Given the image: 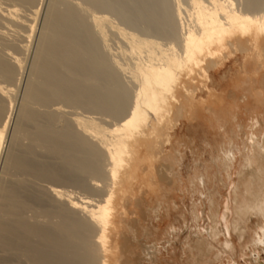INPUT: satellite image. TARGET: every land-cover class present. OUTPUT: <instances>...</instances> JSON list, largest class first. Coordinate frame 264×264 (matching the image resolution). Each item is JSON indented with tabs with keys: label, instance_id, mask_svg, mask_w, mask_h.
<instances>
[{
	"label": "bare ground",
	"instance_id": "6f19581e",
	"mask_svg": "<svg viewBox=\"0 0 264 264\" xmlns=\"http://www.w3.org/2000/svg\"><path fill=\"white\" fill-rule=\"evenodd\" d=\"M6 1L8 2L5 3ZM17 1L28 4L27 6L38 2V0H5L4 2L0 0V147L9 130L11 114L8 111L12 110L10 109L13 106L11 97H13L12 91H14L12 83L14 80L18 81L16 79L19 75L16 70L18 71L21 60L20 53H16V48L19 46L23 53L24 49L26 51L29 49H27L28 43L24 44L25 42L23 43L21 38L18 39L22 40L20 45L13 41L16 37L21 36L16 34L20 31H23L21 37H26L24 40L31 37L32 32L30 33L28 29L32 31L35 27L34 21H37V17L32 21L29 17L20 16L19 12L26 11L25 7L27 6L23 5L25 9L19 11L18 9L23 6L21 7ZM59 1L61 0H51L52 3L50 2L51 5L48 6L51 9H47L46 17H48L45 19L48 21L47 26L44 25L47 29H44L43 35L41 30L42 37L39 35L41 38L38 37L37 41L40 42V46L36 44L39 51L35 49L38 54H36L37 52H35L36 56L34 54L36 57V61L34 60L36 63L33 61L35 68L32 67L34 73L31 71V75L34 74L32 76L34 79H31L30 76L28 81L32 80V82L29 83L30 85L27 84L29 86L22 94L24 98H22L23 101L21 99V103H23L21 106L23 107L20 111L21 115L18 113L20 124H18L19 126L14 124L15 128L12 127L13 133L9 135V146H11L6 156V164H4L6 165L4 173L9 175V179L12 177V172L14 174L16 172L17 177V171H20V174L25 172V175L29 173L35 178L52 182L51 186L43 189V191L48 189L46 193H49L48 197L51 198L52 204L48 208L35 207L39 209L37 213L43 211L45 219L54 217L56 220L54 218L55 221L43 219L40 222L42 220H40L42 218L40 216L39 219L32 216L36 220L29 218L31 216H26L29 213L26 210L29 209L31 202L29 190L34 189V186L29 189L28 183H32V181L25 179V182L19 175L17 177L19 181L13 177L10 181L4 180L5 182L0 184V250L4 252V255L0 257V264H22L21 262L25 261L22 258L26 259L28 264H119L117 245L115 242L113 243L110 236L111 228L114 226L117 202L120 200L119 202L122 203L124 198L125 183L133 182L138 171V164H142L138 152L141 151V147L143 148L145 141L152 140L151 144L158 146L157 140L163 137L169 143L172 133L184 118L195 119L196 115L201 113L197 110L198 106H202L206 110L210 99L203 97V94L207 92L208 97L214 96L211 87L215 83L213 74L219 72L232 58H237L241 54L240 57L245 66L250 58L257 56L255 61L257 68L254 71L259 72V68H264V10L239 9L232 0H191L192 13L189 16L190 19L187 20L189 23H187L186 32L177 40L164 44L153 39H139L134 33L117 27L116 24H113V20L111 22V19H108L107 16H110V13L106 15L105 12L106 16L98 15L97 13H101V11L100 8L99 10L95 9L96 5L94 7L91 5L89 9L88 5L93 0H90L91 2L86 0L87 3L84 0V4L81 3L82 0H74L77 1L76 3L69 1L70 4H65L66 7L63 6L62 0L63 4L61 5L65 9L60 7ZM99 2L101 3V1ZM16 4H19L20 8ZM108 5L110 6L111 3ZM108 5L106 3L103 7L101 6V9L103 10ZM109 6L106 8L111 10L113 5ZM36 8L31 10L34 18L40 10L39 6ZM29 9L27 7V11H30ZM25 11L26 15L24 16H27ZM102 12L104 13V11ZM84 13L89 17H87L88 23L85 21L87 18L83 17ZM103 13L102 15H104ZM28 14L31 15L30 12ZM89 26L95 30L92 33L96 32L101 36L99 40H96L99 36L96 37L95 34L89 33ZM107 26L109 30L111 27L115 28L119 33L117 35L123 37L127 44V47L124 43V48H120V56L125 58L123 63L122 60L118 61V57V59L108 58L112 57L114 52L107 57L100 52L101 47L98 48L97 41L102 39L106 42L109 39L107 35L111 37L110 32L108 33L109 30L106 31ZM19 29L21 30L18 31ZM24 31L29 35H25ZM83 34L87 35L85 36L87 39L84 40ZM121 38L119 41L123 42ZM22 43L24 45H21ZM100 44L105 45L103 41ZM106 45L108 47V41ZM110 48L112 49V47ZM21 49L18 51L21 52ZM108 50L105 54H109ZM116 55L119 54L115 53ZM119 72L128 75L129 89L122 85L121 81L119 82L117 78ZM255 76L257 77L258 73H255ZM195 77L199 79L195 80ZM14 84L17 85V83ZM250 93L263 97L259 94L260 92L256 93L252 90ZM244 97L248 102L249 95ZM57 103L73 106V109L84 107L82 109L84 111L86 108L94 112L101 110L103 114L100 113V115L110 116L113 113L114 116L117 115L116 118L124 113L127 114L115 124L112 121L111 124H114L112 128L98 123L100 116H95L98 118L97 120L93 118L94 115L86 117L83 114L84 117H77L68 122L63 113L64 109ZM34 104L42 105L41 107L56 104L58 107L51 108L52 111L51 109L44 111L38 105L37 107L41 108L38 111L35 109L37 107H33ZM129 104V111L125 112ZM64 107L67 106L64 105ZM49 108L47 107V109ZM214 111V109L210 110V116L216 117L215 120L220 121L218 125H221L224 117L232 119L238 117L235 112L239 111V106L235 112L227 111L219 117L214 115ZM78 112L81 114V111ZM94 112L93 114L97 115V112ZM60 114H63L62 117L66 118V120L63 118L66 122L61 119ZM78 115L79 113L76 116ZM102 117L104 118V116ZM107 118L109 117L105 119ZM56 121L64 123L62 122V126L60 124L57 126L58 122L55 123ZM53 123L59 128H54ZM261 125H264V121L260 123L258 119L252 123L249 133L245 135V141H243V135L242 139L240 138V126H237L235 137L230 138L225 152L219 150L218 157L229 177L232 176L230 171L233 167L235 168L238 154L245 159L243 168L237 175L239 181L233 188L232 231L236 232L243 244H246L248 240L247 248L253 253L258 248L264 249V126L262 131L258 134L255 133L257 127H261ZM17 126L18 128H16ZM24 137L29 140L30 145L25 142L26 146L21 145L23 143L21 138ZM238 139L243 141V149L235 143V140ZM150 147L152 148V146ZM38 148L41 152L48 151L51 158L54 156L55 161H59H57L58 165H53L52 162L53 166H50L51 164L49 165L46 161L48 166L44 161H41L42 155L41 159H34L39 152ZM33 149L38 152H33ZM102 157L106 160L105 166L100 164L101 159L103 161ZM138 159L139 163L137 164ZM80 173L81 175L87 173L84 177L89 174L93 176L95 182L90 184L94 189L99 188L100 178L106 177V182L102 183L103 197L101 200L83 195L76 197L73 195L74 192L71 193L60 187L68 182L76 183L80 177H83V175L78 176ZM75 174L78 176L77 178H75ZM84 177L81 182H84L86 186L87 180L85 179V181ZM210 177L206 176L201 179L202 187L210 183ZM161 178L165 181L175 179L178 184L183 182V178H180L178 171L172 165L165 169ZM81 182L79 184L82 185ZM102 184L100 188H102ZM44 193H42L43 196ZM42 194L41 198H43ZM226 196L219 203L213 195L207 198L202 192L201 197L205 205L207 204L206 199H208L209 215L207 216L211 219V225L206 223V233L202 232L200 235H196L194 251L198 259L197 261L193 259L195 262L193 264H198L197 262L210 255L215 249L221 254L227 252L233 256L236 253L237 247L231 235V227L227 223L231 199ZM34 197V203L40 199L37 195ZM50 198H47L49 202ZM46 202L49 204L48 201ZM40 205L43 206L42 202ZM36 208L33 211H37ZM163 209L168 216H171L174 206L172 207L168 202L158 201L157 207L152 208L158 226L165 223V220L162 221L160 217ZM205 209L206 207H203L199 212V209L196 208L195 220L202 218L207 210ZM24 212L27 214L25 215ZM165 232L170 238L173 237L177 233L176 225L169 222ZM226 235H229L230 238ZM221 236H224L223 242H220L222 241ZM159 246L157 243L154 244L149 252V257L153 262L163 259L158 255L162 252L158 249ZM216 255L215 259H217ZM191 257L194 256H190V259ZM233 257H236V254ZM16 258H19L17 263ZM254 261H256L255 258Z\"/></svg>",
	"mask_w": 264,
	"mask_h": 264
},
{
	"label": "rangeland",
	"instance_id": "374dc122",
	"mask_svg": "<svg viewBox=\"0 0 264 264\" xmlns=\"http://www.w3.org/2000/svg\"><path fill=\"white\" fill-rule=\"evenodd\" d=\"M4 1L5 0H3V2ZM66 1H68V2H66ZM66 1L63 0L64 4L61 3L62 0L59 1L60 5L63 4V6H64L65 4L66 5L68 3L70 4L71 1H72V3L75 2L74 0H66ZM79 1H81V0H79ZM85 1L82 0L81 3L84 4ZM88 1H90V0H88ZM88 1H86V3ZM99 1H101V3ZM103 1L102 0H97V1L93 0L92 2H94L95 4L92 2H91L92 3L91 4L89 2L90 5H88L89 3L87 5L89 6V9H90L91 5H93V7L96 5L95 9L98 8V10H99V8H100L101 13L98 11L100 14L97 13V11L94 9L95 12L100 16H106L110 13L109 14L110 16H107V17H108V19L109 18L111 19V20L109 19L111 22H112V20L114 21L113 24H116L117 27H120V28L127 30L126 32L134 33L135 35H137V37H139V39H153V40L159 41V42L164 43V44H166L169 41L177 40L178 38H180L183 35V33L186 32V29L188 26L187 23H189V22H187V20L190 19L189 16H191V13H192V11H191L192 10L191 0H105L107 5L111 3L110 6H112V5H113V7L115 6V8L111 7V10L109 8H106L109 5L105 6L103 10L101 9L106 4L105 1L104 2ZM204 1H208V0H204ZM7 2L8 1H6L5 3H7ZM50 2H51V0H38V2L29 4L30 6H27L28 4L26 5L23 3H19L17 1V3H19L21 7L23 5H25L28 7V9L31 8V9H29L30 11H27V7H25V6H23L21 9H18V7L20 8V6H19V4H16V6L18 5V7H16V8L19 11L26 8V11L23 10V11H21V13L22 12L24 13V11H25L27 13V16H24V15H26L25 13L21 14L20 12H19V15L23 16L24 18L29 17V19L31 18L30 20H32V21H33V19L35 20L37 17V21L36 20L34 21L35 22L34 23L35 24V27H34L35 30L33 29L31 31L30 29H28L30 31V33L32 32V34H30L31 37L24 40L25 36L23 35L24 37H21L22 36L21 33L23 32V31L22 32L20 31L21 29L23 30V28H21L18 30L20 32L16 33L18 36H19V34L21 36L16 37L17 40L14 39L15 41H13L14 43L18 42V44L20 45L21 41L23 40V43L25 42L24 44L28 43L27 49L28 48L29 49H28V51H26L24 49V53H23V50L19 46H18L19 48L18 47L16 48V51H17L16 53L17 54L20 53V56L19 55L18 56L21 60L19 67H18V71L16 70V72L19 75L18 76L16 75L17 76L16 80H18V81L15 82V80H14V82L12 83V88L14 91H12L13 97H11L13 100V102H12L13 106L10 109H12V110L8 111L9 114H11L10 115L11 117L9 119V130H8V133H6L5 139H3L2 145L0 147V184L5 182V181L12 180L11 179L12 177H13V179H16L17 181H19V178H17L18 175L20 176V178H23L24 181H25V179H26V181L27 180L32 181V183L31 182H29V183L27 182V183L30 186L29 189L32 186H34L33 187L34 189H31V190H33L35 192L29 190L31 192V197H30L31 202L29 204L30 210L27 208L26 211H27V213L28 212L29 213H28V215H26L27 213L25 214V212H26L25 211L24 214L28 217L31 216V217H29L31 219H33L34 217H37V219H39V216H40V217H42V218H40V220L41 219L42 220L41 221L39 220L40 222H42L43 219H45V217H46V216H44L45 214L43 213V211L41 209L43 207L48 208V206L52 204L51 198L48 197L49 193H46V192H48V189H46L47 191L44 190L45 193H44L43 189L51 186L52 182H49L45 179L35 178L33 175H31L29 173H26L28 176L25 175V172L24 173L21 172L22 174H20V171L18 172L17 170H16L17 171V177H16V172H15V174L12 172V175H11L12 177L9 179V175L4 173V172H6V169L4 168V167H6V165H4V164H6L5 163L6 156L8 155L7 153H9L8 150H10L9 147L11 146V145L9 146V142H10L9 141V138H10L9 135L11 133H13L12 127L15 128L14 124H16V125L20 124V122H19L20 121L19 120L20 115H21L20 111H22L21 109L23 107V106H21V105H23V103H21V102L23 101L22 98H24V96L22 94H23V92H26L25 89H27L28 86L30 85L29 83L32 82L31 79H34V77H32L34 74L31 75V71L34 73L33 70L35 68V63H36L35 62L36 57H34V54H35V52H37L35 49H37L39 51V48L36 46V44H38V46H40V42H37L39 40L38 37L40 35V32L42 30L41 34L43 35L45 30L47 29V27H44V25L47 26L46 23H47L48 19H45V18L48 17V16L46 17V15H47V9H49L48 6H49V4L51 5V3H52V2L51 3ZM96 2H98V3L96 4ZM232 2L239 9H243V10L249 9V10H256V11L264 10V0H232ZM8 4H10V3H8ZM4 5H7V4H4ZM37 5L39 6L40 10L38 9L39 13H38V15L36 14V16L34 18V16L32 15L33 11H31V10H34L35 7L38 8ZM66 5H65V7H66ZM97 5H99L100 7H98ZM116 5H117V7H116ZM32 7H34V8L32 9ZM60 7H62V5ZM65 7H62V8L65 9ZM91 10H93V9L91 8ZM91 10H89V11H91ZM102 11H104V13ZM29 12L31 13V15L28 14ZM105 12L107 13L106 15H105ZM102 13L104 15H102ZM84 15L85 16H83V17H85V18L88 17V16H86L85 13H84ZM87 15H89V14H87ZM32 16H33V18H32ZM88 18L85 20L86 23L89 22ZM34 24L32 22L33 26H34ZM109 27H111V26H109ZM89 28H90L89 33H92L95 31L92 27L89 26ZM111 28H110V30H111ZM108 30L109 29L107 26L106 31H108ZM110 30L108 31V33L110 32L111 37H109L107 35V38H109V39L111 38L110 39L111 42L109 41V39L106 40V42L101 39V41H97L98 48L101 47L100 52L104 56H107V57L109 55L113 54V52H114V54H113L114 56L112 55V57H108V58L109 59H112L113 57L116 59L119 58L118 61L121 62V60H122V63H123V62H125V58L123 56H120L121 55L120 54V48H124V43H125V47H127V44H126V42H124L123 37L121 38V36H118L119 33L116 31L115 28L113 29V31L112 30L110 31ZM111 32H112V34H111ZM113 32H115L116 34ZM27 34L29 35L28 32H27ZM27 34L25 32V35H27ZM94 34L96 35V37L99 36L96 32L92 33L91 35H94ZM82 36H83L84 40H85V38L87 39V37H85L87 35L83 34ZM41 37H39V38H41ZM119 37L121 38V40L123 39V42L119 41V39H120ZM19 38H21L22 40L21 39L18 40ZM100 38H101V36L96 38V40L97 39L99 40ZM116 38H117V40H116ZM29 39H30V41H29ZM102 41L105 43V45L108 41V47H107V45L105 46L103 44V46L105 47L104 48L100 44V43H102ZM0 42H1V40H0ZM119 42H120V44H119ZM23 43L21 45H24ZM0 47H1V44H0ZM106 47H107V49H109L108 52L110 51L109 54L108 53L105 54V52L107 50ZM110 47H112V49ZM18 49H21L22 51L20 50L21 52H19ZM103 50H105V51H103ZM116 50L118 53L116 52ZM21 53H23V54L21 55ZM115 53L119 54V55L115 56ZM36 54H38V52ZM36 54H35V56H36ZM240 56H241V54H240ZM240 56L237 58H232L219 72H217L216 74H213L214 75L213 80L215 83L211 87L213 89L212 92L214 93L213 94L214 96L208 97L207 92H206V94L205 93L203 94V97H205L206 99L207 98L210 99L208 107L206 108V110L202 106H198L199 108L197 110L200 111L201 113L197 114L195 119L184 118L182 120L181 124L179 126H177L175 131L172 133L171 140L169 141V143L166 141L165 138L162 137V138L157 140V142L160 143V144L158 143L159 147L155 146L154 144H153L154 145L153 146L151 144L153 142L152 140L145 141V144H147L146 147H145L144 142L142 143V145L144 144L143 148L141 147L142 145L140 146L141 151L138 152V156H139L140 162L143 164V166H142V164L141 165L138 164L139 163V159H138L137 164L139 167H138V171L136 172V178L131 183H127V182L125 183V190L126 191L124 192V195H123L124 198L121 201L122 203L119 202L120 200L119 201L117 200L118 201L117 205H116L117 212H116V216L114 218V226H113V228H111V235L110 236H111L113 243L115 242V245H117L116 252H117L118 257L120 258L119 264H168V263L171 264L172 262H174L175 264H188V263L193 264V263H195L194 261H197V259H198V256H196L197 254L194 251L195 245H196V239H197L196 235H198V234L200 235V233H202V232L206 233L205 228H206L207 224L210 223V225H211V219H210V217L207 216V215H209V210H208L209 203L207 202L208 199H206L207 204L205 205L203 203V198L201 197L202 192L204 195H206L207 198L210 195H213L215 200L218 201L219 203L223 200L225 195H227L231 199V201L229 200L230 204H229V215H228L227 223L231 227V235L233 237V241L235 243V246L237 247V250L235 251L236 253H234V255L236 254V257H233L234 255L232 256V254H230V253H229L230 255L227 252L225 254H221L220 252H218L217 249H215L210 255L202 258L197 263L198 264H208V263L209 264H234V263L235 264H264V249L258 248V249H256V252L253 253L252 251H250L247 248L248 244H249L248 240L246 241V244H243L239 240L236 232L232 231L233 230L232 229V220L234 218V213H233V209H232L233 208V204H232L233 188L237 184V182L239 181V177L237 175H238V172L242 170L245 159H244V157H240L241 155L238 154L237 160L235 162V168L233 167L232 171H230V174L232 175L230 177L228 176L226 170L223 169L224 167L221 165V161L219 162V159H218L219 153H220L219 150H222V152H225L226 149L228 148V142L230 141V138L235 137L236 132H237V126H240V132L242 133V134L240 133V138L242 139V135H243V138H244L243 141H245L246 140L245 135H247L249 133V130H250L252 123H255V121L257 119L260 123H262L264 121V68H259L260 69L259 72L254 71L257 68L256 64H255V61L257 60V56L250 58V60L247 61L245 66L243 65V60ZM32 63H34V64H32ZM32 67H34V68H32ZM255 73H258L257 77L255 76ZM127 76L128 75L127 74L124 75L123 72H121V73L119 72L117 74V78H118L119 82L121 81V84L126 86L129 89L130 85H128V77ZM119 77L121 80L119 79ZM29 78H31L30 82L28 81ZM195 78H196L195 80L199 79L198 77H195ZM124 81L126 82V84H124L125 83ZM14 83H17V85ZM13 84L16 86H14ZM27 84H29V85L27 86ZM252 90H253V92H256V93L260 92L259 94H261L263 97H260V96H257L255 94L250 93ZM247 94L249 95L248 102L246 101V98L244 97ZM21 99H22V101H21ZM57 104H59L64 109L63 113L65 114L68 122L76 119L77 117L82 118V117H84V115L86 117H92V115H94L93 118L100 116L99 122L97 121L98 118H96L97 119L96 121L98 123H100L101 125L103 124V126H107L108 128H112L114 126L115 122L116 123L119 122L120 119L127 114V113H124L122 115H119L117 117L118 118L117 119L116 118L117 115L114 116L113 113H112L113 115L111 114L110 116H107V114L106 115H100V113L103 114V111L100 110L98 112L95 110V112H97V115H96V114H93V112H94L93 110H88L87 108L86 109L88 111L85 109V111H86L85 112L84 110H82L84 107H82V109H79L78 107L73 109L74 108L73 106H69V105H66L63 103H61L62 105L60 103H57ZM34 105H36V104H34ZM34 105H33V107L35 108L39 104H37L36 106H34ZM50 105L47 106L48 108L50 107L49 109H47L46 106L41 107L42 105L41 106L39 105V107L43 108L44 111L50 110L51 108L55 109L58 107V106L56 107V104H50ZM64 105L67 107H64ZM129 106H130V104L127 107L128 109L126 108L127 110L125 112L129 111ZM237 106H239V111H238L239 113L236 111ZM39 107H37L35 109L41 110V108H39ZM7 108H6V110H8ZM44 108H46V109H44ZM212 109L215 110L214 115H216L217 117H219L220 115H224V113L227 111H229V112H235L236 111L235 113L238 114V117L236 119L224 117L223 121H221L223 123L221 125H218V123L220 121H216L215 120L216 117L210 116V110H212ZM52 110L53 109H51V111ZM10 111H11V113H10ZM78 111H81L82 115ZM18 113H20V115ZM78 113H79V115L76 116ZM106 113L109 114L110 112H106ZM5 114H8V113L5 112ZM87 114H89V115H87ZM60 115H61V119L64 122H66L65 121L66 118H64V116L62 117L63 114H60ZM102 116H104V118ZM113 116L115 118L114 120H113ZM106 117H109V118L105 119ZM110 118H111V121L109 122ZM16 120L17 121L19 120L18 123ZM63 121H59V122L56 121L55 123L58 122L56 124L57 126H58V124L63 125V123H64ZM111 122L114 124H111ZM54 125L55 124L53 123L52 126L54 127ZM56 125L54 128H59V127H56ZM18 126L16 128H18ZM263 126L264 125H261V127L258 126L255 133L258 134L260 131H262ZM27 127L30 128L31 126H27ZM215 128H216V130H215ZM16 133H17V131H16ZM241 139L235 140V143L243 149V147H242L243 141ZM21 141H23V143H21L22 146H26V144L24 145V142L27 144L29 143V145H30L29 140H27V138H25V137L21 138ZM146 142H148V143H146ZM206 145H208V146H206ZM150 146H152V148ZM140 147H139V150H140ZM208 147H210V148H208ZM35 149H33V152L37 151ZM38 151L37 152L39 154L37 152L36 153L39 156H37L35 154L37 157L35 156V158H34V154H33L34 159L40 158V156L42 155L41 156L42 159L40 158L41 161H44L45 163L47 161L49 165L52 162H53L52 163L53 165L54 164L58 165V163H57L58 160L55 161L56 158H54V156H52L54 159L51 158L50 157L51 155H49L48 151L44 150L45 154L47 153L49 155V157L47 154L46 155L44 154V151L41 152L39 150V148H38ZM44 158H46V159H44ZM214 159H215V161H214ZM216 159H218V161H216ZM100 162H101L100 164H102V166H105V164H106L105 158H103V161L101 159ZM103 162H104V164H103ZM52 164L50 166H53ZM57 165H55V166H57ZM171 165H172V167L176 168V171H178L180 178L181 179L183 178V182H179L180 185L178 184V181L176 183L175 179L173 181H171V180L165 181V179L161 178L165 169ZM234 170H235V172L233 173ZM9 174H11V173H9ZM76 174H75V178L83 175V173H82V175L80 173L78 176ZM85 174H87V173H85ZM84 175H83V177H84ZM89 175H87L88 177L87 176L84 177V180L86 179L87 181L86 180L85 181L88 184V185L86 184V186L84 185L85 184L84 182H81V181H83V177H80V180H78V179H75V180L80 181L81 183H83L82 185H84V186L79 184L80 182H78V181L76 182L77 183L76 184L74 182L75 181L74 180L73 181L74 183L68 182L66 184L60 185V187L71 192V193L74 192L75 194L73 193V195L76 197L83 195L86 197L89 196L90 198L92 197L95 200H101L103 197V192L101 189H103V184H104L103 182H106L105 181L106 177L105 176L101 177L102 179L103 178L104 179L102 180L100 178L99 181L101 183L99 185V188L96 187V189H94V188H92V184H90V183H94L95 181L93 180V176L90 175V178H89ZM206 176H208V177L211 176L210 181H209L210 183H208V185H206L205 187H202V184L200 183L201 179L202 178L204 179ZM235 176H237V177H235ZM29 178H30V180H29ZM234 178H235V180H234ZM20 180H22V179H20ZM92 180H93V182H92ZM101 184H102V188H100ZM90 186H91V188H89ZM83 188H85V189H83ZM87 188H89V189L86 190ZM90 189L91 190L94 189V190L91 191ZM97 189H98V191L99 190L100 191L98 192ZM95 190H96V193H95ZM38 191H39V194H38ZM97 192H98V194H97ZM34 193L40 199H44L45 201L43 200L44 201L43 202L40 199H39L40 200L39 201L37 199L38 198L37 197L36 199L38 200L39 203L36 202L37 201L36 200L35 201L36 204H35L34 203V199H35L34 196L35 195H32ZM42 193L45 194L44 195L45 197L47 195L48 199L50 198V202H49V200H47V198H45L43 196ZM41 194H42L43 198H41ZM77 195H79V196H77ZM99 195H102V196H99ZM32 201H33V203H32ZM46 201H48L49 204H47ZM158 201H163L165 203L168 202L172 207L174 206V209L172 210L171 216L167 215L165 209H163L161 211V216H160L161 220L162 221L165 220L164 224L160 223L161 226H158V221L156 220L155 216L152 213L153 212L152 208L157 207ZM41 202H42L43 206L40 205ZM173 202H175V204H173ZM30 205H32V206H30ZM35 206L39 207V208L42 207L40 209L41 211L39 213H37L39 211V209L36 208ZM203 207H206V209H207V210L205 209L206 210L204 213L205 216L203 214V216L200 220H195L196 208L199 209V212H200ZM35 208L37 211H33ZM222 211H223V209H222ZM162 213H163V216H162ZM32 216H34V217H32ZM28 217H26V218H28ZM53 218L49 219L47 217L45 220L46 221L47 220H53ZM54 219L56 220V218H54ZM122 219H124V220H122ZM34 220H36V218H34ZM34 220H31V221H34ZM55 220H53V221H55ZM169 222L174 223L177 227V233L174 234V236L171 238L165 232ZM159 227H160V229H159ZM226 236L228 238H230L229 235H226ZM221 240L222 241H220V242L224 241V236H221ZM156 243L158 244V246L160 245L158 249L160 251H162L158 255L161 256V258H163V259H161L160 261L157 259L153 262L151 260V258L149 257V252H150V250H152L153 245ZM168 243H169V245H168ZM164 247H166L167 249H163ZM189 247H191V248H189ZM191 249H192V251H191ZM167 250L170 252H168ZM3 255H4V252L2 250H0V257ZM215 255H216L217 259L214 258ZM190 256H194V257H191V259H190ZM253 257L256 259V261H254ZM22 259L25 260V261H23L24 263L21 261L20 262L22 264H26L27 263L26 259H24V258H22ZM193 259H194V261H193ZM252 259H253V261H252ZM17 260L19 261V258H16V263L18 262Z\"/></svg>",
	"mask_w": 264,
	"mask_h": 264
}]
</instances>
